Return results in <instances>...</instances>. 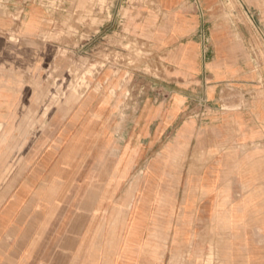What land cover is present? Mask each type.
Masks as SVG:
<instances>
[{
  "label": "crops",
  "instance_id": "obj_1",
  "mask_svg": "<svg viewBox=\"0 0 264 264\" xmlns=\"http://www.w3.org/2000/svg\"><path fill=\"white\" fill-rule=\"evenodd\" d=\"M158 2L0 0V174L11 158L20 167L2 186L0 264L36 263L37 234L22 229L17 207L52 186L70 130L82 125L92 128L84 144L105 130L118 140L125 126L106 187L148 172L139 188L158 189L175 251L186 237L232 235L241 243L222 246L226 264H264V0H249L252 15L230 0ZM135 39L163 61L158 76L116 65L109 80L98 74L91 104L55 103L54 78L72 61L129 54L121 45ZM83 148L73 166L60 164L61 185Z\"/></svg>",
  "mask_w": 264,
  "mask_h": 264
},
{
  "label": "rangeland",
  "instance_id": "obj_2",
  "mask_svg": "<svg viewBox=\"0 0 264 264\" xmlns=\"http://www.w3.org/2000/svg\"><path fill=\"white\" fill-rule=\"evenodd\" d=\"M139 1L149 3L151 9L159 6L158 0ZM236 4L245 7L252 15V3L249 0H230L231 8ZM121 46L129 54L105 50L101 52L103 59L100 61L90 58L72 61L65 76L54 78L55 103L67 100L73 95L84 97L77 101L81 102V106L91 104L93 100H89L90 94L98 95V91H91L89 87L97 81L101 71L105 69L104 75L108 68L115 69L116 65L123 70L133 68L159 75L160 65L163 66L164 63L157 59L151 44H143L135 39ZM127 81L129 77L124 79V84ZM124 129L125 126H118V140H111L110 133L106 134L105 130L85 141V156L81 158V166L75 165L71 168L72 171L67 174L68 183L61 185L54 202L48 203L39 198L37 204L17 207V212L25 214L22 229L27 234H37L31 238L37 241V247L32 252L35 264H226L225 256L231 254L223 253L222 246L241 243L232 235L186 237L182 242V250L175 251L171 230L164 228V220L172 219V216L159 211L157 188L146 189L147 195L143 198L144 188L140 187L131 198L130 205L123 204L125 191L139 180L136 178L137 172L120 188L106 187L112 156L119 150L120 144L125 143L120 139ZM60 164L62 161L58 160L52 185L62 184L61 180L58 181L60 177L62 180L64 178V172L59 169ZM18 165L19 162L13 164L11 158L5 171L0 174L5 179H0V201L10 196L9 189L2 188L10 183L9 177L17 176L18 173L13 171ZM123 175L127 176L126 173ZM168 198L173 201V195ZM6 206L7 204H0V213ZM136 208L139 214L135 221L137 214L135 216L133 211ZM116 220L126 222L127 229L115 226ZM134 222L137 223L138 232L133 228ZM197 232L200 233L199 230ZM93 242L96 244L94 252L91 246ZM261 244H264V238Z\"/></svg>",
  "mask_w": 264,
  "mask_h": 264
},
{
  "label": "bare ground",
  "instance_id": "obj_3",
  "mask_svg": "<svg viewBox=\"0 0 264 264\" xmlns=\"http://www.w3.org/2000/svg\"><path fill=\"white\" fill-rule=\"evenodd\" d=\"M141 3V2H140ZM121 45V44H120ZM175 67V66H174ZM242 69V68H241ZM109 73H110V69H107L106 73L103 75L104 76V79L105 80H109ZM227 74V73H226ZM191 75V73H190ZM101 85V84H100ZM89 87V86H88ZM89 89L92 91V90H97L99 91V85L98 87L94 88L92 87V85L89 87ZM74 92L76 93L77 90H74ZM97 94H90V98L89 100L92 101V100H95ZM82 98L84 97H79V96H73L71 95L70 98H69V101L70 102H73L75 103V101L77 102L78 100H82ZM102 101H107V100H102ZM55 107V106H54ZM76 114V113H75ZM94 115H99V113H94ZM74 128H72L70 130V141H69V144L67 146V149L65 150L64 154L61 156V159H59V161H62V164H65V165H69V166H73L76 162H77V154L78 152H80L82 150V147L84 145V137L89 135L90 132H92V128L90 125H82L80 126L76 131H73ZM262 149V148H261ZM245 155V154H244ZM241 161V160H239ZM231 162V161H230ZM225 165V164H224ZM227 165V164H226ZM256 166V165H255ZM230 167V166H229ZM169 169V168H168ZM44 171V170H43ZM233 171V170H232ZM148 175H150L148 172H145L143 169L140 170L138 172V174L136 175V178H139L138 181H136L135 185H133L130 189H127L125 191V195H124V199H123V204L126 205V206H129L130 205V200L131 198L135 195V192H137V190L139 189V186L141 184V176H145V178L147 177L148 178ZM46 177V175H45ZM122 177H125L124 175H122ZM146 178V179H147ZM98 179V178H97ZM63 181L62 178L60 177L58 179V181L60 182ZM100 184V183H99ZM104 184V183H103ZM229 187V186H228ZM59 188H61V184H58V185H52L51 188H45V187H40L38 189V196L40 199H44V201L48 202V203H52L55 201L56 199V196L59 192ZM146 188L142 189V194H143V198L144 196L147 195V190ZM187 191V190H186ZM228 193V192H227ZM165 197H168L167 194L164 195ZM214 196V195H213ZM142 198V199H143ZM216 198V197H215ZM89 200V199H88ZM206 200V199H205ZM203 202V201H202ZM203 206V205H201ZM93 207V206H92ZM140 208V206H139ZM79 210V209H78ZM97 210V209H96ZM112 211V210H111ZM81 212V211H80ZM84 212V211H83ZM185 212V211H184ZM85 213V212H84ZM133 214H137L136 218H135V221L138 219V214H139V211H138V208L134 209L133 211ZM211 214V213H210ZM89 218V216H88ZM125 223V224H124ZM135 226H133L135 232H138V226H137V223L134 222L133 223ZM115 226H120V228L122 229H127V225H126V222L124 221H118L116 220L115 223H114ZM70 242V241H69ZM206 242V241H205ZM202 243V242H201ZM59 254V253H58ZM56 255V254H54ZM172 255V254H171ZM172 263V262H171Z\"/></svg>",
  "mask_w": 264,
  "mask_h": 264
}]
</instances>
